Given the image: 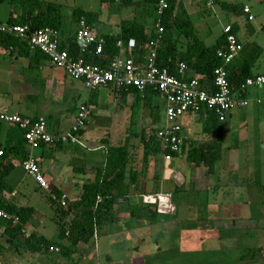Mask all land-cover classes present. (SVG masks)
Instances as JSON below:
<instances>
[{
  "label": "crops",
  "instance_id": "crops-1",
  "mask_svg": "<svg viewBox=\"0 0 264 264\" xmlns=\"http://www.w3.org/2000/svg\"><path fill=\"white\" fill-rule=\"evenodd\" d=\"M47 1L58 2L63 7L65 6L58 0ZM213 3L212 0L206 1L207 6ZM233 4L237 5V3ZM246 6L250 8L249 13L244 12ZM239 7V10L234 12H244L246 16L244 22L232 21L229 25L234 26L236 35L242 44L253 43L258 48L256 50L260 52L251 68L252 74L264 73V39L261 40L262 42L258 40L260 37L264 38V24L261 26V32L255 30L250 24L254 19L251 7L247 4L239 5ZM76 8L78 7L74 9ZM9 12L8 2L0 5V18L3 21L8 19ZM250 14L253 15L252 20L249 19ZM75 24L77 25L73 19L70 32H64L57 38L60 43L63 40L66 41L70 36L73 37L72 35L76 32V29L73 28ZM95 31L99 34H112V32L100 33L96 27ZM147 32L150 34V27ZM251 51H242L233 64L253 57L255 50ZM32 55V53L28 56L19 55L17 47H0V110L31 117L44 116L48 121L50 131L64 132L71 128L80 103L89 100L92 114L94 106L98 104L97 95L101 88L108 87L113 90V87L102 86L95 91H90L83 81L72 79L65 70L51 64L44 53L37 58H33ZM255 68L258 70H254ZM190 74L193 73L190 71ZM210 82L206 80L203 84L210 88ZM245 96L250 99L247 106L237 104L227 112L224 120H220L218 117L220 121L218 124L222 132L216 139L221 143L223 149L222 159L219 161L221 162L220 167L219 163L216 166L215 174L219 175L218 179H214V174V181L211 182L207 179V186L202 189L196 186V182L195 185L189 184V187H186L185 182L181 181L183 172L188 171V182L194 183L193 179L196 180L205 174L206 167L190 164L182 156L167 160L164 154L158 164L153 162L150 168L151 175L154 177L152 184L156 181L160 190L163 191L161 193L170 189V185H181L180 195L189 189L194 190L199 193L194 200L196 205L203 207L205 222L215 223L213 220L216 219L218 224L222 219H232L230 230L216 224L214 227H208L210 230L180 229L179 226H176V219L179 217L180 210L185 209L187 205L189 208L190 200L179 197L172 200L177 206L176 213L164 214L157 223L139 219L129 230H125V200H120L122 203L115 205V210L110 213L100 229L96 230L93 239L89 243L80 242L76 245V252L67 259L71 262L70 264H133V261L134 264H145L142 261L147 259L150 253L157 255L165 252H170L168 259H163L166 257L163 254L157 258L163 264H192L193 261L189 257L185 260L180 259L182 262L178 260V257L183 252L194 250L202 252L201 246L204 237L208 241L216 238L218 242H216L217 249L215 250L219 252L227 250L223 247L227 240L232 242V246L229 245L228 249L241 251L235 258L238 260L236 264H259L260 260L264 262V257L261 254L252 255L253 251H257L264 245V237L263 243H259L257 236L262 228H259V224H262L260 221L264 220V131L262 132L261 129L250 131L248 125L251 120H260L261 107H264V86L249 88ZM257 97L263 98L261 103L256 102ZM92 99L96 100L97 104H92ZM205 119V113L196 111L186 114L179 120L183 127V141H186L187 146L190 145V142L196 144L210 138L202 132ZM244 126L245 129H243ZM19 128L17 125L0 123V151L8 153L6 158L0 154V203L7 201L19 208H33L35 212L25 224L24 232L26 236L31 233L45 236L38 230L40 225L42 226L41 222H34L36 219H42L43 214L33 205L35 198L32 196V192L36 191L37 187L43 188L24 169L22 153H17L16 149L10 151L21 135L22 130ZM84 129L80 137L82 144L55 142L45 144L33 151V155L49 183L48 190L52 193L53 198L59 194L62 197H67L70 201L80 199L84 185L93 182L97 171L105 166L109 146H119L125 139V132L122 131V135H124L121 142L113 143L112 141L115 142V139L112 138V135L117 129L107 128V124L104 123L98 129L92 130L88 121ZM145 133L143 130L142 136ZM106 138L109 143L105 142ZM27 149L29 150L28 145ZM232 150L239 156V159H235L234 162ZM136 153L138 155H135V159L138 156L142 158V147ZM141 153L142 156H140ZM5 164L10 168L5 177L1 179ZM140 166L141 162L135 168H140ZM232 172L235 174L233 177ZM30 177L32 182L29 180ZM34 181H36V185ZM148 183L151 185L150 181L147 182V188L150 186L147 185ZM202 192L207 195L202 196L200 194ZM196 198L201 199V202L198 203ZM212 204H217L216 212L210 210ZM190 207L192 208V206ZM0 209L3 208L0 207ZM59 219L60 217H58ZM147 225H150L149 229ZM202 232L204 236L201 235ZM213 232L214 236H207ZM8 239L6 227L0 226V264H66L67 260L61 256L60 250L55 251L51 248L47 253H31L23 247L16 249L10 246ZM58 241L68 244L67 239L59 238ZM196 242L200 245L194 246ZM57 254L59 256H56ZM212 254L215 255L214 252ZM250 255L252 258H249ZM76 256H79V261L74 260ZM218 263L226 264L227 261L219 259Z\"/></svg>",
  "mask_w": 264,
  "mask_h": 264
},
{
  "label": "trees",
  "instance_id": "trees-1",
  "mask_svg": "<svg viewBox=\"0 0 264 264\" xmlns=\"http://www.w3.org/2000/svg\"><path fill=\"white\" fill-rule=\"evenodd\" d=\"M101 1L109 2L115 0ZM122 1L129 2L130 0H120V2ZM147 1L151 2L156 9L157 0ZM213 1L214 3L215 1L221 3L224 8L232 9L233 12L238 11L240 8L238 4L236 5L224 0ZM7 2L10 5V12L5 22L27 24L32 29L50 27L56 31L57 38L62 36L61 34L66 29L63 6L58 2L47 0H0V5ZM72 18L77 23V27L79 20L84 18L89 28L96 32L95 27L99 21L100 13L76 8L72 11ZM156 22L157 18L155 24ZM155 24L151 28L150 34L147 32L148 27L146 25L131 20L122 21L117 33H98L103 39V52L101 54L95 53L93 49L80 53L75 41L76 32L72 33L73 37H68L66 41L63 40L61 43L59 41V44L61 49L67 48L72 55L81 54L89 62L108 67L111 60L119 53V47L117 46L119 40L122 39L127 44L130 39H135L137 42L133 51L135 59L144 61V56L149 51L148 43L151 40L160 39V45L157 50V64L160 67H167L173 74H178L177 63L183 62L189 72L191 71L195 76L197 75L202 83H205L206 80L212 81L215 68L221 67L224 64L222 59L217 55V51L226 44V33L223 32L213 45H207L191 21L182 0H169V7L162 16V25L164 26L162 34L156 33ZM231 28V32L236 35L233 25H231ZM0 47H17L19 55L28 56L32 53L33 58H37L43 54L38 50L31 49L25 40H22L20 36L14 33L0 32ZM256 49L258 48L253 43H243L242 51L249 50V52H252L251 50H255V55L249 59L245 58L242 61H238L236 64H233V61L225 67L228 81L233 91H237L247 78L253 76L251 68L260 54L259 50ZM113 90L116 96L125 102H127V97L131 94L135 98L131 105L133 112L130 126L135 123L134 120L137 118L135 108L140 106L150 110L152 122H159L161 105L154 103L155 97H162L159 91L153 88L141 91L133 87H113ZM88 102L90 103L89 100ZM91 102L92 104H96V100L92 99ZM198 112L206 114L202 132L210 136L208 140L197 142L196 144L190 142L189 146L186 145V141H183L181 150L179 152H172L169 148H164L162 141L157 138V129L151 136L145 133L140 138L143 150L141 166L140 168H135V151L133 150L134 146L130 142V136L135 135L131 133V129L135 128L132 125L133 127H130L128 130L131 134H128L129 138H125L124 142L119 146H109L105 166L97 171L93 182L84 185L80 199L70 201L65 197L66 205L62 206L60 200L63 197L61 195L56 194V198L50 197V203L55 207L58 217H60L58 220L59 237L67 239L68 244L62 241H54L36 233L26 236L24 226L31 216H33L35 210L30 207L19 208L12 202H1L0 207L10 215L9 218H0V226H5L9 235L8 243L10 246L16 249L23 247L31 253H47L51 248L58 247L63 258H71V255L76 252V245L80 242L89 243L93 239L96 230L100 229L102 224L108 219L110 213L115 210V205L122 203L120 200H125V207H127L125 210L129 213L130 218L137 220L146 219L150 223H157L164 214L158 213L156 205L143 202L144 195L163 192L156 181L152 185L154 190L149 191L146 187V183L154 179L150 172L153 162L157 165L164 154H171L172 158L182 156L190 164L196 166L204 165L209 175L213 176L216 172L217 164L222 159V145L216 139L222 132L218 124L220 122L218 116L213 110L206 107H201ZM36 118V116L33 117V119ZM84 128L81 130V133L85 130ZM19 129L22 130L19 140L10 148V151H15L16 149L17 153H22V161H24L29 155V150L27 149L24 137L25 130ZM106 139L105 142L108 141ZM7 156L8 153L3 152L2 157L6 158ZM4 167L5 170L2 172L1 179L5 177L10 168L6 164ZM169 188L171 190L166 189L164 192L171 194L172 200L173 198L175 199V194H178L182 190L181 185H170ZM136 198H139V200L136 201ZM174 205L175 211L171 214L177 211V206L175 203ZM196 227L197 225L194 223V228ZM207 236H214V232L213 234H207ZM197 244L196 242L194 246H197ZM257 253L264 257V245L257 251H253L254 256ZM178 258V260H185L184 253L180 254ZM180 262L182 261L180 260Z\"/></svg>",
  "mask_w": 264,
  "mask_h": 264
},
{
  "label": "built area",
  "instance_id": "built-area-1",
  "mask_svg": "<svg viewBox=\"0 0 264 264\" xmlns=\"http://www.w3.org/2000/svg\"><path fill=\"white\" fill-rule=\"evenodd\" d=\"M115 1L120 2V0ZM168 7L169 0H157L156 12L158 17L155 24L157 34L164 32L162 16ZM244 12L249 13L250 8L246 6ZM249 19H253L252 14L249 15ZM231 29V25L224 29L227 35L226 44L217 51V55L224 64L215 68L210 88H207L197 75L190 74L183 62L177 63L178 74H173L169 68L160 67L157 64L160 39L151 40L148 43L149 51L144 56V61L135 59L133 53L137 45L135 39H130L127 44L121 39L117 43L118 55L111 60L108 67H104L87 61L81 54L72 55L67 48L61 49L56 31L50 27L32 29L27 24H12L0 18V32L14 33L20 36L22 40L28 42L31 49L44 53L51 64L65 70L69 77L83 81L90 91L108 85L133 87L141 91L153 88L159 91L165 100L166 119L162 127L156 130V136L162 141L164 148H169L172 152L181 150L183 137L179 120L183 116L196 112L201 107H206L213 110L220 120H224L227 112L235 105H247L250 102V99L245 96L249 88L264 86V73H259L247 78L237 91L231 89L225 67L231 64L243 50V44L231 32ZM75 41L80 53L92 49L97 54L103 52V39L89 28L84 18L79 20ZM255 100L257 103H261L263 98L257 97ZM90 115V103L87 101L80 103L71 128L64 132L50 131L48 121L44 116L33 119L31 116L9 113L4 110H0V123L17 125L25 130L24 137L30 152L22 165L35 178L41 188L48 190L49 183L45 179L33 151L45 144L55 142L82 144L81 130L85 127ZM0 154H3V151H0ZM171 158V154H166L167 160ZM64 198L60 200L62 206L66 205ZM143 202L156 205L160 214H171L175 211L171 194L168 193L144 195ZM9 217L8 212L0 209V218ZM52 249L59 251L58 248Z\"/></svg>",
  "mask_w": 264,
  "mask_h": 264
},
{
  "label": "rangeland",
  "instance_id": "rangeland-1",
  "mask_svg": "<svg viewBox=\"0 0 264 264\" xmlns=\"http://www.w3.org/2000/svg\"><path fill=\"white\" fill-rule=\"evenodd\" d=\"M62 2L65 6L63 7V14H64V20L67 25L64 29V32H70L71 25H72V11L75 7H82L85 10H92L95 12L100 13V20L96 23V29L100 33H116L119 29L120 23L124 20H131L137 23H141L143 25H146L147 27L152 28L155 24V20L158 17L156 9L154 5L147 1V0H130L129 2H115V1H109V2H102L101 0H58ZM183 4L186 8L187 13L189 14V17L191 21L193 22L194 26L198 30L201 38L204 40V42L207 45H212L215 43L217 37L223 32V29H225L229 23L232 21H240L244 22L246 16L244 12H233L232 9L224 8L221 3H218L215 1L212 5L207 6L206 1L207 0H182ZM213 1V0H212ZM226 2L230 3H237L241 6L247 4L251 7L252 13L254 15V19L250 22V24L255 28V30L261 32V26L264 24V0H224ZM76 27V28H75ZM74 29H77V25L75 24L73 26ZM263 37H260L258 40H263ZM262 42V41H261ZM254 70H258V68H255ZM135 98L131 94L127 97V102H125L123 99L116 96V93L114 90L103 87L98 92L97 95V105L94 106V110L92 114L89 117V124L90 128L92 130L98 129V127L101 124H107V128L110 127L112 129H117L116 132L113 133L112 138L115 139V142L113 143H120L122 140V133L125 132V138H129L130 134L128 132L130 127H135L131 129V133H134V136H130V142L132 143L133 150L135 151V155H138L136 151L140 147H142V143L140 142V138L142 136L143 130L147 133L148 136H151L152 133L156 130L158 127H162L164 124V121L166 119L165 114V102L162 97H155L154 103L161 105V111L159 113V122L154 123L152 122V118L150 117V110L146 109L145 107H136L135 108V114L137 118H135V123L130 126V121L132 117V103L134 102ZM252 103V102H251ZM247 106V105H246ZM260 120L252 121L248 124L250 131L259 130L261 129L262 132L264 131V107H261V114H259ZM134 129V131H133ZM245 129V126L243 127ZM123 131V132H122ZM127 135V136H126ZM131 135V134H130ZM141 151V149H140ZM232 159L233 162L235 159H239V156L235 154V152L232 150ZM142 156V153L140 154ZM183 161V160H182ZM245 161V160H244ZM141 157H136L135 159V166L140 164ZM221 162H219L218 166L220 167ZM182 170L185 168H181ZM184 174L181 176V181H184L186 184V187H189V184H194L196 182V186H199L204 188L207 186V179H209L211 182L214 181V179H218L219 175L215 174L214 179L213 176H210L208 173V170L206 168L205 174L203 176H200L198 179H193L194 183H189V173L188 171L183 172ZM233 174L232 172V177ZM31 178V177H30ZM31 180L32 182V178ZM195 178V177H194ZM36 181H34V184ZM151 186H148V190H154L152 188V180H150ZM154 183V182H153ZM216 183V182H214ZM147 185H150L149 183ZM216 185V184H215ZM147 187V186H146ZM170 187V186H169ZM36 191L32 192V196L35 198L33 200V205L39 209V211L43 214L42 219H36L34 222H41L42 226L40 225L39 231L40 233L44 234L47 238L52 239L54 241L59 240V222H58V216L55 210V207L50 203V197H52V193L50 190L40 189L36 188ZM183 194V196H182ZM180 193L175 194V197H179L180 199H187L190 200L189 205L192 206V208L188 205L185 206V209L179 211V217L176 219L177 225L180 229L183 230H206L208 227H214V226H224L228 228L227 230H230L229 228L232 227V219H222L219 221V223H216V219L213 221L215 223L211 222H205L204 219V210L203 207H200L201 205H196V201L194 200L195 197H197V192H194V190L189 189L186 191V193ZM202 196L207 195L205 192L200 193ZM189 196V199H188ZM190 196H192L190 198ZM201 196V197H202ZM33 199V198H32ZM198 200V203L201 202L199 198H196ZM139 198H136V201H138ZM216 205L212 204L210 206V210H215L216 212ZM187 207V208H186ZM127 207H125L126 209ZM33 221V220H32ZM137 219L130 218L129 213L125 210V230H129L131 226L135 223H137ZM262 224H259V234L258 236V242L263 243V237H264V220H261ZM193 225H192V224ZM194 223L197 225L196 228H194ZM116 224V223H115ZM216 224V225H214ZM212 225V226H211ZM189 226V227H188ZM109 227V226H108ZM120 227V224H119ZM150 225H147V228L149 229ZM188 227V228H187ZM106 229H108L106 227ZM154 229V227H153ZM215 229V228H214ZM111 230V229H109ZM178 230V229H177ZM217 230V229H215ZM261 233V234H260ZM202 236H204V233H201ZM255 236V237H257ZM213 240H207V238L204 237L203 245L201 246L203 248V251H188L183 252L185 255V259L189 257L192 259V264H220L218 263L219 259H225L227 261L226 264H236L238 263V260L235 258L238 256L236 250H230L228 247L232 246V242L230 243L229 240L224 244L223 247L227 250L224 252L216 251L218 240L216 238H212ZM230 245V246H229ZM212 252L215 253V255L212 254ZM211 253V254H210ZM163 255H166L163 259H168L170 256V252L161 253ZM161 254L155 255V253H150L142 262H145V264H163L161 263L158 256ZM182 254V253H181ZM222 255V256H221ZM253 255V254H252ZM252 255H250L249 258H252ZM56 256H59L57 254ZM225 257V258H224ZM76 261H79V256L74 257ZM3 260V259H2ZM67 260V259H66ZM2 262V261H1ZM147 262V263H146ZM208 262V263H206ZM261 263L264 264L263 260H260ZM66 264H70L69 260L65 262ZM167 264V263H166Z\"/></svg>",
  "mask_w": 264,
  "mask_h": 264
}]
</instances>
